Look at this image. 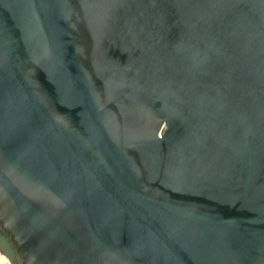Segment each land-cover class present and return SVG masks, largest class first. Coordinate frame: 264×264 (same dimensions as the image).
Wrapping results in <instances>:
<instances>
[{
	"label": "water",
	"instance_id": "1",
	"mask_svg": "<svg viewBox=\"0 0 264 264\" xmlns=\"http://www.w3.org/2000/svg\"><path fill=\"white\" fill-rule=\"evenodd\" d=\"M0 233L15 264H264V0H0Z\"/></svg>",
	"mask_w": 264,
	"mask_h": 264
},
{
	"label": "trees",
	"instance_id": "2",
	"mask_svg": "<svg viewBox=\"0 0 264 264\" xmlns=\"http://www.w3.org/2000/svg\"><path fill=\"white\" fill-rule=\"evenodd\" d=\"M0 252L1 253H3L5 256H7L8 257V259H9V262L11 263V264H15L14 263V259H13V252H12V249H11V247H10V245H9V242L7 241V239H6V237L3 235V234H1L0 233ZM5 244V246H6V248H10V254L8 255L7 253H5L4 252V249L3 248H5L3 245Z\"/></svg>",
	"mask_w": 264,
	"mask_h": 264
},
{
	"label": "bare ground",
	"instance_id": "3",
	"mask_svg": "<svg viewBox=\"0 0 264 264\" xmlns=\"http://www.w3.org/2000/svg\"><path fill=\"white\" fill-rule=\"evenodd\" d=\"M0 264H9V262L6 257L0 255Z\"/></svg>",
	"mask_w": 264,
	"mask_h": 264
},
{
	"label": "flooded vegetation",
	"instance_id": "4",
	"mask_svg": "<svg viewBox=\"0 0 264 264\" xmlns=\"http://www.w3.org/2000/svg\"><path fill=\"white\" fill-rule=\"evenodd\" d=\"M1 244V243H0ZM5 248L4 249V252L7 253L8 255L10 254V248H6L5 244L3 245ZM3 254V253H2ZM4 255V254H3ZM4 257H6L8 259L7 256L4 255ZM9 260V259H8Z\"/></svg>",
	"mask_w": 264,
	"mask_h": 264
},
{
	"label": "rangeland",
	"instance_id": "5",
	"mask_svg": "<svg viewBox=\"0 0 264 264\" xmlns=\"http://www.w3.org/2000/svg\"><path fill=\"white\" fill-rule=\"evenodd\" d=\"M0 255H2L1 252H0ZM2 256H4V255H2ZM8 262H9V260H8ZM9 264H11V263L9 262Z\"/></svg>",
	"mask_w": 264,
	"mask_h": 264
},
{
	"label": "built area",
	"instance_id": "6",
	"mask_svg": "<svg viewBox=\"0 0 264 264\" xmlns=\"http://www.w3.org/2000/svg\"><path fill=\"white\" fill-rule=\"evenodd\" d=\"M7 259V258H6ZM8 260V259H7Z\"/></svg>",
	"mask_w": 264,
	"mask_h": 264
}]
</instances>
